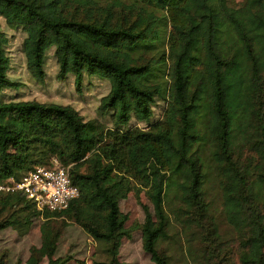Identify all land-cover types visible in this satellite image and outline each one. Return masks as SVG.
Wrapping results in <instances>:
<instances>
[{"label": "trees", "instance_id": "16d2710c", "mask_svg": "<svg viewBox=\"0 0 264 264\" xmlns=\"http://www.w3.org/2000/svg\"><path fill=\"white\" fill-rule=\"evenodd\" d=\"M124 4L0 0L6 24L25 32L31 75L44 79L46 52L54 47L58 76L72 73L77 90L86 74L106 77L110 88L99 111L114 123L85 119L70 104L0 96V179H19L39 163L69 165L79 188L61 210L37 209L18 190L0 191V229L26 232L41 217V242L25 264H67L69 255L55 256L59 230L50 224L64 216L104 249L96 264H124L119 248L131 231L119 200L136 181L153 205V212L143 205L140 228L154 264H169L160 248L170 224L168 191L181 202V225L191 239H202L200 261L233 264L206 201L205 182L214 171L237 264H264V0H133L117 13L115 6ZM4 41L0 29V91L18 84L7 73ZM165 75L167 84L159 80ZM159 99L167 102L163 116L150 121ZM132 117L147 125L124 127ZM0 264H6L2 256Z\"/></svg>", "mask_w": 264, "mask_h": 264}, {"label": "rangeland", "instance_id": "374dc122", "mask_svg": "<svg viewBox=\"0 0 264 264\" xmlns=\"http://www.w3.org/2000/svg\"><path fill=\"white\" fill-rule=\"evenodd\" d=\"M125 4L116 5V12H127L132 6L133 0H122ZM234 5H239L243 0H229ZM131 3V4H130ZM142 4L137 3V7ZM160 14V13H159ZM170 25H167V29ZM0 29L2 30L5 41L3 44L4 52L9 58L8 76L18 84L6 87L0 91L1 99H36L39 101H53L74 106L85 118H98L105 126H114L110 113L99 111L100 99L107 94L110 88V81L106 77L96 74H86L80 90L76 89L72 73H68L64 78L58 76L59 66L53 54L54 47H50L46 52L44 62L45 76L43 80L34 78L26 67V60L22 51V40L25 32L20 27H10L0 15ZM165 48L166 61L169 62L168 42ZM145 52L144 57L157 54L162 51V47L150 49ZM160 74H162L160 72ZM161 82L168 77H159ZM167 106L166 100L159 99L153 106L150 121L160 119ZM147 125L145 120L138 121L131 118L124 127H144ZM243 152V149H242ZM246 154V152H244ZM134 188L130 189L126 196L120 198V209L126 214L125 226L130 228V237L124 236L119 248V256L124 264H154L150 255L142 248L141 224L144 220L145 212L143 205H147L153 212V205L148 196L146 187L133 181ZM206 201L209 204L211 215L215 218L220 235L225 243H228L230 258L233 264L236 262V246L234 242V230L224 216L222 191L219 186V177L213 172L205 182ZM168 191L165 195L164 208L169 215L170 224L165 240L161 242L160 248L169 255V264H203L200 261V249L202 239L193 237L189 234V227L181 225L183 210H180L181 202L177 197H171ZM173 211L177 212L175 216ZM41 223L42 218L36 217L32 220L26 232L8 226L0 229V256L6 264H25L30 248L38 246L41 242ZM54 229L59 230V238L55 256L69 255L67 264H96V260H103L106 257L104 249L94 240L76 221L64 216H56L50 220Z\"/></svg>", "mask_w": 264, "mask_h": 264}, {"label": "built area", "instance_id": "2783aa9c", "mask_svg": "<svg viewBox=\"0 0 264 264\" xmlns=\"http://www.w3.org/2000/svg\"><path fill=\"white\" fill-rule=\"evenodd\" d=\"M69 165L36 164L19 179H0V191H20L37 209L61 210L79 194Z\"/></svg>", "mask_w": 264, "mask_h": 264}]
</instances>
